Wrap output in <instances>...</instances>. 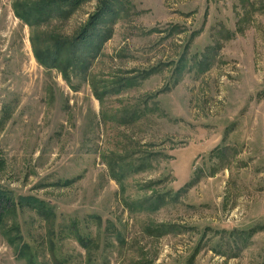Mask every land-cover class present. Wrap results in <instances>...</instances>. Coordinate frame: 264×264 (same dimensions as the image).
I'll return each instance as SVG.
<instances>
[{"label":"rangeland","instance_id":"374dc122","mask_svg":"<svg viewBox=\"0 0 264 264\" xmlns=\"http://www.w3.org/2000/svg\"><path fill=\"white\" fill-rule=\"evenodd\" d=\"M100 3L0 0V264H264V0Z\"/></svg>","mask_w":264,"mask_h":264},{"label":"trees","instance_id":"16d2710c","mask_svg":"<svg viewBox=\"0 0 264 264\" xmlns=\"http://www.w3.org/2000/svg\"><path fill=\"white\" fill-rule=\"evenodd\" d=\"M54 1L57 2L58 5L60 4L62 6H69L71 8H74V7H78L83 3H87L90 0H54ZM122 5H123V0H101V3L99 4L98 7L99 9L90 16L88 22L86 23L87 25L78 33L77 39L78 40L84 39L86 40V42L88 41L90 43L91 37H93L91 33L96 34V32L92 30L94 28L93 27L94 24H97L98 20L103 16L110 18L115 17L117 15L116 7ZM148 71H146L145 73L150 74L151 70ZM126 80H130V79H128L127 77L123 81ZM30 200H32L33 204H35V207L36 206L38 207V210L46 205L42 200L28 196H21L16 199L11 190H9L7 187H3L0 185V227H2L5 224L7 217H11V218L16 217L17 209L22 205V201L25 202L26 204H29L28 201ZM40 211L41 210H39V212ZM46 214H49V211H46ZM80 241L81 243H89V239L82 238L80 239Z\"/></svg>","mask_w":264,"mask_h":264}]
</instances>
